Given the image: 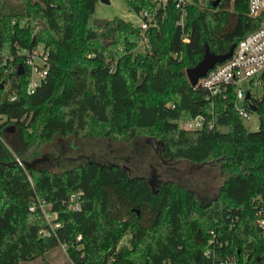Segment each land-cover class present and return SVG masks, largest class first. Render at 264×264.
Listing matches in <instances>:
<instances>
[{
	"label": "trees",
	"instance_id": "16d2710c",
	"mask_svg": "<svg viewBox=\"0 0 264 264\" xmlns=\"http://www.w3.org/2000/svg\"><path fill=\"white\" fill-rule=\"evenodd\" d=\"M123 1L136 14L154 10L149 0ZM213 1L193 0L181 26L178 10L168 4L158 27L144 31L147 46L139 52L133 51L139 31L130 21L93 23L96 0H0V75L9 72L0 94V264H20L58 245L71 264H130L116 250L127 231L133 245L143 238L135 264H212L204 253L211 228L221 234L220 254L264 264V240L252 215L253 209L264 214V71L259 96L250 98L258 118L254 131L233 109L231 92L207 100L184 73L201 58L204 44L223 53L257 26L239 0L230 2L235 14ZM107 25L112 40L105 43L98 29ZM37 44L45 52V74L27 92L30 68L20 51ZM197 115L212 127H180ZM5 124L16 127L22 145L54 134L111 138L143 131L161 142L156 152L164 165H205L221 182L216 195L201 202L178 178H163L153 189L116 163L88 159L52 170L3 146L11 129ZM72 194L76 210L67 207ZM39 202L47 205L48 220ZM130 213L134 224L124 221ZM39 229L50 234L39 236Z\"/></svg>",
	"mask_w": 264,
	"mask_h": 264
},
{
	"label": "rangeland",
	"instance_id": "374dc122",
	"mask_svg": "<svg viewBox=\"0 0 264 264\" xmlns=\"http://www.w3.org/2000/svg\"><path fill=\"white\" fill-rule=\"evenodd\" d=\"M232 13L235 14V11ZM113 18L130 21L134 26H138L140 22L137 14L128 8L123 0H107V2L96 0L92 13L93 23L101 26ZM98 31L99 39L101 41L104 40L102 42L106 43V41L110 42L112 40V28L110 25L99 28ZM36 46L38 50L41 49L40 44ZM142 49L143 44L139 42L133 51L140 52ZM34 62L37 66L40 65L38 59H34ZM8 73V71L4 70L3 75H0V88L3 91L0 90V94L4 93L9 86V80L6 79ZM32 76L33 79L37 77L35 74ZM260 90H256L257 96H259ZM171 98L172 96H168V99ZM182 122H180V125ZM242 122L247 130H256L258 125L257 114L254 111L248 112L247 117L242 119ZM10 126L11 129L4 132L5 139L3 137L1 139L3 146H7L8 149L9 147L15 149L16 153L22 154V157L28 161L38 158L41 166L52 170L66 169L82 164L88 159L99 163H116L127 168L132 175H142L145 179H147L149 174H152L153 186L151 188L153 189L155 188V183L163 178H178L184 185L197 192L201 202H205L210 197L215 196L217 185L221 182L220 177L215 175V170L209 171L205 165L190 164L185 161L164 165L159 159L156 149L152 148L150 144L145 143L144 139L148 136L143 131L138 135L130 137L113 136L111 138L97 137L93 134H88L89 132L63 137L54 134L48 141L35 140L36 143L22 145L18 140V130L14 125ZM154 137L158 139L156 135ZM125 220L134 224L133 214H125ZM196 220L202 225L206 224L201 217H197ZM129 238L130 233L128 231L123 233L116 245V250H120L130 264H135L136 259L133 254L137 253L141 248L143 238L135 245L130 243ZM20 264H71V262L68 260L65 247L58 245L45 252L41 257H36Z\"/></svg>",
	"mask_w": 264,
	"mask_h": 264
},
{
	"label": "built area",
	"instance_id": "2783aa9c",
	"mask_svg": "<svg viewBox=\"0 0 264 264\" xmlns=\"http://www.w3.org/2000/svg\"><path fill=\"white\" fill-rule=\"evenodd\" d=\"M154 10L147 12L140 11L137 16L139 17V25L136 26L139 31V37L136 44L139 42L143 44V49L147 46L144 37V31L149 27L157 28L158 19L163 18L164 10L168 4H171L178 10V20L176 24L182 25L183 18H185L186 8L193 3V0H149ZM243 13L250 17L257 19V26L246 33L243 37L237 40L234 44L231 55L222 61L215 64L212 68L200 78L197 79L195 86L204 90V98L207 100L225 98L228 93L233 95V109L237 115L244 119L248 115L249 105L252 104L250 98L258 97L256 90L261 88V74L264 71V0H239ZM223 3L228 11H236L235 7L230 5L231 0H218V3ZM142 49V50H143ZM23 62L30 68V82L27 84L26 91L30 92L45 74L44 59L45 52L41 49L38 50L37 46L31 49H22ZM34 59L40 61V65L34 62ZM33 74L37 77L33 79ZM248 95V99L245 95ZM9 99H13L10 95ZM183 129L194 130L212 127V121L206 120L202 115L194 116L191 119L185 120L180 125ZM14 160L17 164L21 165L20 160L14 155ZM47 205L40 203L38 208L45 217L49 219L51 214L46 211ZM69 209H78V203L75 202V195L70 196V201L67 204ZM48 208V207H47ZM33 209L32 206L29 207ZM253 219L260 230L261 238L264 240V214L257 209L252 210ZM52 224L50 228L56 226ZM37 234L39 236L49 235L48 229H39ZM221 234L217 229H209L207 232L206 248L204 253L209 257L212 264H242L234 255L220 254L219 250L222 246V241L219 239Z\"/></svg>",
	"mask_w": 264,
	"mask_h": 264
},
{
	"label": "water",
	"instance_id": "95a60500",
	"mask_svg": "<svg viewBox=\"0 0 264 264\" xmlns=\"http://www.w3.org/2000/svg\"><path fill=\"white\" fill-rule=\"evenodd\" d=\"M101 1L107 2V0H101ZM217 3H218V0H214L212 5L216 6ZM233 46H234V44L232 43L229 45L228 49L225 52L214 53V52L210 51L207 44H204L201 58L193 66H190V67H187L184 69V73H185L188 84L190 86H195L197 79L202 77L207 72V70L212 68L215 64L221 63L222 61L227 59L231 55V51H232ZM245 98L248 99L247 94L245 95ZM249 110L255 111V106L252 104L249 105ZM144 141H145V143L150 144L152 146V148H154V149H156L161 144V142L159 140H155L152 137H146L144 139ZM35 160H37V159H35ZM146 181L150 185V187L153 186L152 174L148 175ZM131 210L133 212H135L136 215L138 214V209L132 208Z\"/></svg>",
	"mask_w": 264,
	"mask_h": 264
},
{
	"label": "flooded vegetation",
	"instance_id": "af4514ba",
	"mask_svg": "<svg viewBox=\"0 0 264 264\" xmlns=\"http://www.w3.org/2000/svg\"><path fill=\"white\" fill-rule=\"evenodd\" d=\"M157 149V148H156Z\"/></svg>",
	"mask_w": 264,
	"mask_h": 264
}]
</instances>
